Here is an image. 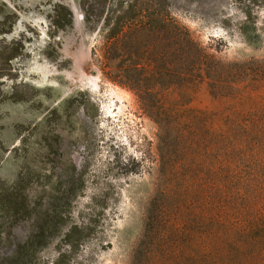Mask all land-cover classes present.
<instances>
[{
	"label": "rangeland",
	"instance_id": "1",
	"mask_svg": "<svg viewBox=\"0 0 264 264\" xmlns=\"http://www.w3.org/2000/svg\"><path fill=\"white\" fill-rule=\"evenodd\" d=\"M82 1L0 0V264H218L219 139L264 127V0H168L167 29L108 45Z\"/></svg>",
	"mask_w": 264,
	"mask_h": 264
},
{
	"label": "trees",
	"instance_id": "2",
	"mask_svg": "<svg viewBox=\"0 0 264 264\" xmlns=\"http://www.w3.org/2000/svg\"><path fill=\"white\" fill-rule=\"evenodd\" d=\"M108 1L83 0L80 4L91 28L103 18L106 30L113 25L106 36L107 45L119 39L126 28L157 32L169 27L168 0H117L104 16ZM72 18L69 12L63 24L57 16L52 25L65 30L72 25ZM159 126L167 145L170 130L160 121ZM216 158L222 213L218 250L224 251L218 264H264V195H261L264 186H255L264 173L260 168L264 165V127L254 124L229 127L219 139ZM159 213L161 218L163 210ZM76 231V226L71 228L66 238L70 239Z\"/></svg>",
	"mask_w": 264,
	"mask_h": 264
}]
</instances>
